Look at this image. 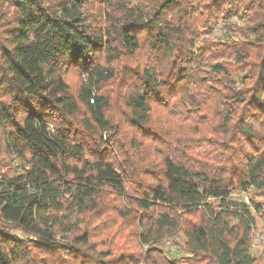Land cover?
<instances>
[{"label": "trees", "instance_id": "trees-1", "mask_svg": "<svg viewBox=\"0 0 264 264\" xmlns=\"http://www.w3.org/2000/svg\"><path fill=\"white\" fill-rule=\"evenodd\" d=\"M7 1L0 264H255L264 0ZM233 17L245 22L237 35L204 38ZM143 48L147 60L130 65ZM155 111L172 125L153 129Z\"/></svg>", "mask_w": 264, "mask_h": 264}, {"label": "rangeland", "instance_id": "rangeland-1", "mask_svg": "<svg viewBox=\"0 0 264 264\" xmlns=\"http://www.w3.org/2000/svg\"><path fill=\"white\" fill-rule=\"evenodd\" d=\"M4 2L5 9H7L8 15L11 14V8L8 5L7 0H2ZM138 1V0H137ZM241 29L244 28L245 22L241 17H233L230 19H223V20H218L213 25L211 26V29L208 30V34L204 36V38L208 39H218V38H223L226 36H235L237 35L236 27ZM147 60V51L143 48L139 53L136 54V56L133 58V60H130L128 63L132 66H136L138 64H142ZM124 66L123 63L120 64V67ZM128 66V65H127ZM69 81L71 85H73L74 89L78 86L79 84V79L77 77V74H71L69 76ZM106 93L108 94L109 98L111 99V105L110 109L108 111V115L114 120L119 122L121 119H119V111L124 110V103L122 100V95L124 94V89L121 87V84L114 83L110 84L106 88ZM152 124L151 127L153 129H158L159 127H165L168 128L170 125H172V122L167 120L165 115H162L158 111H155L153 116H152ZM119 119V120H118ZM123 121V120H122ZM121 121V122H122ZM175 123V122H174ZM187 125L191 124L190 121L186 123ZM124 131L125 135H131V136H136L135 133L131 128L128 126H124ZM233 199L238 200V201H245L248 202L250 199V196L246 193H241L239 195L234 194L232 196ZM118 223L117 227L121 223V219H118L116 221ZM131 224V223H130ZM114 223L111 225L112 230H115ZM131 225L127 226L125 225V231L123 235L130 241H136V232L131 229ZM134 228V227H133ZM129 232H131V235H129ZM129 235V236H128ZM102 235H99V238H101ZM135 237V238H134ZM167 248H169V251L173 256L178 255L177 249L171 245V242L167 241L166 242ZM252 252L253 255L256 258V263L255 264H264V222L261 220H258L257 226L255 229V238L252 246Z\"/></svg>", "mask_w": 264, "mask_h": 264}, {"label": "built area", "instance_id": "built-area-1", "mask_svg": "<svg viewBox=\"0 0 264 264\" xmlns=\"http://www.w3.org/2000/svg\"><path fill=\"white\" fill-rule=\"evenodd\" d=\"M104 133L106 134L107 132L105 131Z\"/></svg>", "mask_w": 264, "mask_h": 264}]
</instances>
